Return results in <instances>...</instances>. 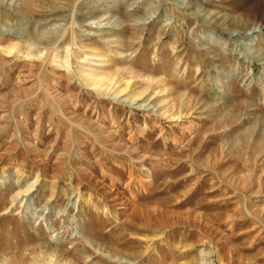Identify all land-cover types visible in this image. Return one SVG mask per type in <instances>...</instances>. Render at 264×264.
<instances>
[{
    "label": "rangeland",
    "instance_id": "rangeland-1",
    "mask_svg": "<svg viewBox=\"0 0 264 264\" xmlns=\"http://www.w3.org/2000/svg\"><path fill=\"white\" fill-rule=\"evenodd\" d=\"M0 264H264V0H0Z\"/></svg>",
    "mask_w": 264,
    "mask_h": 264
},
{
    "label": "bare ground",
    "instance_id": "bare-ground-1",
    "mask_svg": "<svg viewBox=\"0 0 264 264\" xmlns=\"http://www.w3.org/2000/svg\"><path fill=\"white\" fill-rule=\"evenodd\" d=\"M71 2V1H70ZM10 50V49H9ZM9 50H8V52H9ZM95 85H97L96 83H95ZM93 86V85H92ZM180 117V116H179Z\"/></svg>",
    "mask_w": 264,
    "mask_h": 264
}]
</instances>
